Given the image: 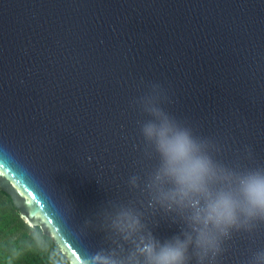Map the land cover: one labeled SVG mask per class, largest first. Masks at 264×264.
Masks as SVG:
<instances>
[{
  "label": "water",
  "instance_id": "obj_1",
  "mask_svg": "<svg viewBox=\"0 0 264 264\" xmlns=\"http://www.w3.org/2000/svg\"><path fill=\"white\" fill-rule=\"evenodd\" d=\"M153 85L214 159L264 167V0H0V190L69 264L112 246L109 202L162 243L181 233L128 184L159 163L140 130ZM224 249L217 264H248L264 224Z\"/></svg>",
  "mask_w": 264,
  "mask_h": 264
},
{
  "label": "clouds",
  "instance_id": "obj_2",
  "mask_svg": "<svg viewBox=\"0 0 264 264\" xmlns=\"http://www.w3.org/2000/svg\"><path fill=\"white\" fill-rule=\"evenodd\" d=\"M161 95L153 85L138 101L151 117L140 125L144 154H155L158 166L142 188L138 175L128 184L146 194L154 217L179 224L181 233L162 243L131 202H109L100 215L112 246L90 254L85 264H217L233 233H252L264 224V167L237 171L214 159L215 145L170 116L160 106ZM32 235L35 245L47 250L42 234L33 229ZM50 260L59 264L55 253ZM248 264H264V249Z\"/></svg>",
  "mask_w": 264,
  "mask_h": 264
},
{
  "label": "trees",
  "instance_id": "obj_3",
  "mask_svg": "<svg viewBox=\"0 0 264 264\" xmlns=\"http://www.w3.org/2000/svg\"><path fill=\"white\" fill-rule=\"evenodd\" d=\"M33 229L42 234L47 250L35 245ZM53 253L59 264H69L58 255L55 244L39 227H30L23 221L10 196L0 190V264H52Z\"/></svg>",
  "mask_w": 264,
  "mask_h": 264
}]
</instances>
